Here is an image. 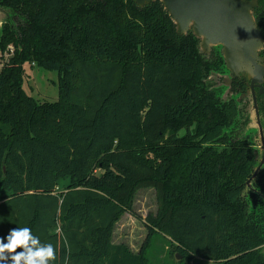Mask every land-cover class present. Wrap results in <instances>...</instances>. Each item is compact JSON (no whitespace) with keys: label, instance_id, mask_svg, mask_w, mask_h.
Returning <instances> with one entry per match:
<instances>
[{"label":"trees","instance_id":"16d2710c","mask_svg":"<svg viewBox=\"0 0 264 264\" xmlns=\"http://www.w3.org/2000/svg\"><path fill=\"white\" fill-rule=\"evenodd\" d=\"M0 8V50H15L0 69L5 243L28 227L53 245L50 264H149L159 233L187 261L264 264L263 144L246 132L254 95L223 98L212 80L230 70L220 46L207 52L192 31L179 33L160 0H0ZM253 14L264 44V0ZM25 63L58 72L57 101L27 93ZM256 101L264 132L260 89ZM142 188L156 190L157 211L136 252L113 232L124 213L136 216Z\"/></svg>","mask_w":264,"mask_h":264},{"label":"water","instance_id":"95a60500","mask_svg":"<svg viewBox=\"0 0 264 264\" xmlns=\"http://www.w3.org/2000/svg\"><path fill=\"white\" fill-rule=\"evenodd\" d=\"M135 1L140 6H144L154 0ZM160 1L174 20L179 33L186 34L192 31L200 39L201 48L207 52L212 47L220 46L232 76L240 75L235 72L238 68H250L251 74L248 75V78L251 79V89L254 92V88L259 87L260 92H264L262 85L264 81V58L259 55L264 44L253 14L256 0ZM2 12L5 13L6 11L0 8V13ZM239 55H241V59L237 58ZM241 61L243 64L236 67L234 71L231 65L237 66ZM254 109L257 122L260 125L255 95ZM262 141L264 144V138Z\"/></svg>","mask_w":264,"mask_h":264},{"label":"rangeland","instance_id":"374dc122","mask_svg":"<svg viewBox=\"0 0 264 264\" xmlns=\"http://www.w3.org/2000/svg\"><path fill=\"white\" fill-rule=\"evenodd\" d=\"M6 18V12L0 13V35L2 23ZM237 58L241 59V55ZM242 64L243 61L237 66L232 64L231 67L234 70ZM25 69L24 88L27 93L39 101L53 102L58 100L60 79L57 71L45 69L37 64L31 66L29 63H25ZM235 72L246 75L247 77L251 74L250 68L247 67L243 69L238 68ZM231 76L232 74H229V76L226 77L228 81ZM227 92V90H224L223 98L227 97ZM246 132L254 137L258 134V128L252 125L248 127ZM182 133H184V131H182ZM67 184L68 179L63 180L59 188H63ZM133 208L136 216L126 212L116 223L113 232V241L115 243L126 244L131 250L138 251L148 235V225L145 222L146 217L149 213H155L157 211L156 190L154 188H142L138 190L134 198ZM165 244V239L161 234H153L151 247L147 251L149 264H215V262L201 258H194L191 261H187L179 253H176L174 256L170 253L169 249L167 250L165 248ZM262 250L264 252V248Z\"/></svg>","mask_w":264,"mask_h":264},{"label":"clouds","instance_id":"9594fccd","mask_svg":"<svg viewBox=\"0 0 264 264\" xmlns=\"http://www.w3.org/2000/svg\"><path fill=\"white\" fill-rule=\"evenodd\" d=\"M4 239L0 238V264H50L56 259L53 245L42 243L28 227L12 229L6 243Z\"/></svg>","mask_w":264,"mask_h":264},{"label":"flooded vegetation","instance_id":"af4514ba","mask_svg":"<svg viewBox=\"0 0 264 264\" xmlns=\"http://www.w3.org/2000/svg\"><path fill=\"white\" fill-rule=\"evenodd\" d=\"M224 74L225 76H223ZM224 74H214L212 76V80L213 82L217 83V86H222L224 90L228 91L226 99H230L233 97L235 98L237 97L238 99L239 97L245 96L249 92L252 94L251 96L252 100H253V94L257 97L259 87L254 88V92H255L254 93L253 90L251 89L252 88L251 79H249L246 75H243V74L233 75L229 78V81H228L226 77H228L229 74H231V71L229 70L227 73H224ZM223 92H222V96H223ZM250 115L252 116L251 126L254 125L258 128V135L260 137V142H261L262 138H264V132H263L261 123L259 125V123L257 122L254 108L251 110ZM261 144H263V141ZM262 148H263V155L261 159V164H264V144L262 145ZM255 172L257 173V171ZM256 173H254L253 175H255Z\"/></svg>","mask_w":264,"mask_h":264},{"label":"built area","instance_id":"2783aa9c","mask_svg":"<svg viewBox=\"0 0 264 264\" xmlns=\"http://www.w3.org/2000/svg\"><path fill=\"white\" fill-rule=\"evenodd\" d=\"M14 47L12 45L8 46L5 51H0V69H2L10 60L11 56L14 54Z\"/></svg>","mask_w":264,"mask_h":264},{"label":"crops","instance_id":"0c3cea01","mask_svg":"<svg viewBox=\"0 0 264 264\" xmlns=\"http://www.w3.org/2000/svg\"><path fill=\"white\" fill-rule=\"evenodd\" d=\"M137 252V251H136Z\"/></svg>","mask_w":264,"mask_h":264}]
</instances>
